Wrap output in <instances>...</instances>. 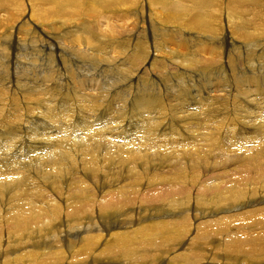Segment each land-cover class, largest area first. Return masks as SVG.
I'll return each instance as SVG.
<instances>
[{
	"label": "bare ground",
	"instance_id": "bare-ground-1",
	"mask_svg": "<svg viewBox=\"0 0 264 264\" xmlns=\"http://www.w3.org/2000/svg\"><path fill=\"white\" fill-rule=\"evenodd\" d=\"M1 11L0 264H264V0Z\"/></svg>",
	"mask_w": 264,
	"mask_h": 264
},
{
	"label": "rangeland",
	"instance_id": "rangeland-1",
	"mask_svg": "<svg viewBox=\"0 0 264 264\" xmlns=\"http://www.w3.org/2000/svg\"><path fill=\"white\" fill-rule=\"evenodd\" d=\"M3 12L1 11L0 12V15H2L3 16ZM2 16H0L1 18H2ZM2 28V27H1ZM4 32V31H3ZM96 124H98V123H96ZM40 133H41V131H40ZM43 146V145H42ZM6 151H9V149H7ZM239 151H241V150H239ZM41 152H42V149H41ZM226 151H223L222 153L221 152H217V154L216 155H218V156H216L215 154H213L214 156H216V157H218V160H220V161H222L223 163V165H224V167H226V168H229L230 167V165L231 164H229V162H230V155L229 154H231V153H229V154H227V155H224V153H225ZM220 153H221V155H220ZM220 155V156H219ZM223 155V156H222ZM232 155H233V153H232ZM231 155V156H232ZM235 155V154H234ZM227 156V157H226ZM33 158V156H30V158ZM215 157V158H216ZM226 157V158H225ZM221 158V159H220ZM222 158H224L225 160H222ZM33 167V170H36L37 169V166H32ZM209 174H211V171L209 172ZM231 179V178H230ZM229 179H226V181H228ZM225 181V182H226ZM253 199H257V198H253ZM260 201L262 202V201H264V196L263 197H261L260 198ZM264 207V204H262V205H256V206H254V207H249V208H246V209H243V210H240V211H236V212H231V213H229V215H234V214H238V213H240V212H244V211H252V210H254V209H259V208H263ZM146 208L148 209V206H146ZM151 208H158V206H152ZM160 208V207H159ZM165 209V208H164ZM216 212H218V211H216ZM111 215H113V214H111ZM111 218V219H110ZM110 218H108V220L111 222V223H113V222H119L120 221V219H121V217L119 216V214H115V216H110ZM113 218V219H112ZM207 219H211V217H207ZM114 220V221H113ZM162 221V220H161ZM153 222H155V221H145V222H143V223H141V224H147V223H153ZM119 224V223H118ZM109 225H111V224H109ZM41 226V225H40ZM139 227V226H138ZM251 227V226H250ZM136 228V227H135ZM84 237V236H83ZM82 238V237H81ZM212 238H214V237H211V239ZM83 246V243H80L78 246L76 245V247H74V249H76L77 251L78 250H80L81 248L80 247H82ZM186 248H187V246H185V247H183V248H180L179 250H178V252L180 253V254H182V253H184V252H186ZM198 248H200L199 249V251H201V249L202 250H204V249H206L207 248V246H205V244L204 243H202L201 245H198ZM75 250V251H76ZM19 253H21V252H17L16 254H19ZM15 254V253H14ZM13 254V255H14ZM15 254V255H16ZM72 254H74V253H72ZM165 257H167V256H159L158 258L160 259V258H165ZM158 259V260H159ZM157 260V261H158ZM0 263H1V260H0ZM233 263H235V262H232L231 264H233ZM197 264H201V263H197Z\"/></svg>",
	"mask_w": 264,
	"mask_h": 264
}]
</instances>
